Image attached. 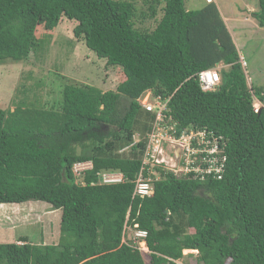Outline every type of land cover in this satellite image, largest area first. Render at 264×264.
<instances>
[{
    "label": "trees",
    "instance_id": "obj_1",
    "mask_svg": "<svg viewBox=\"0 0 264 264\" xmlns=\"http://www.w3.org/2000/svg\"><path fill=\"white\" fill-rule=\"evenodd\" d=\"M142 2L140 12L134 0H0V64L28 61L37 28L52 31L65 17L76 22L73 36L124 76L115 90L65 84L57 107H0V205L37 200L61 211L57 243L0 242V264H180L188 249L197 251L193 264H264V85L247 82L213 1L197 10L184 0ZM257 5L264 27V0ZM146 18L152 28L136 25ZM219 63L220 83L202 90L198 72ZM148 90L167 100L175 137L217 136L220 177L157 166L153 193L133 194L155 119L140 104ZM82 161L91 167L76 175ZM104 172L123 180L103 183ZM135 225L148 251L126 234Z\"/></svg>",
    "mask_w": 264,
    "mask_h": 264
},
{
    "label": "rangeland",
    "instance_id": "obj_2",
    "mask_svg": "<svg viewBox=\"0 0 264 264\" xmlns=\"http://www.w3.org/2000/svg\"><path fill=\"white\" fill-rule=\"evenodd\" d=\"M134 1L140 12L147 10L148 2ZM207 1L216 4L246 62L244 68L250 78L248 82L263 86L264 27L258 24L254 15L258 0H184V6L188 10H197ZM160 7L157 6V17L161 14ZM75 24L74 20L64 17L52 31L38 27L35 33L39 47L31 53L28 61L0 64L1 108L12 110L20 102L45 108L57 107L60 91L69 83L95 86L102 91L115 90L124 79L121 69L106 64L105 59L97 57L84 41L76 39L72 34ZM136 25L152 28L155 20H137ZM221 68L226 66L219 63L215 67L218 72ZM123 104L125 100L121 101V106ZM165 160L168 167L176 163L169 153ZM60 215V209H54L44 201L3 203L0 205V242H17L25 236L33 243H57ZM126 234L132 236L133 233L127 229ZM188 254L196 252L183 250V257L177 262H188ZM188 264H193V260Z\"/></svg>",
    "mask_w": 264,
    "mask_h": 264
},
{
    "label": "built area",
    "instance_id": "obj_3",
    "mask_svg": "<svg viewBox=\"0 0 264 264\" xmlns=\"http://www.w3.org/2000/svg\"><path fill=\"white\" fill-rule=\"evenodd\" d=\"M243 67L246 62L240 56ZM247 82L250 80L245 70ZM198 80L202 90H213L220 83V74L217 69H203L198 72ZM249 83V82H248ZM140 104L147 111L155 114L151 130L147 133L146 144L142 156V164L134 181L133 194L140 197L149 196L153 193L152 175L159 178L157 166L171 170L176 176L191 174L195 179H204L206 174L214 173L220 177L223 169L225 156L221 154L218 145V138L206 130H189L180 136H174V123L166 116L167 100L154 96L150 90L146 91L140 99ZM260 107V101L255 99L254 111ZM136 140V139H135ZM173 143V144H172ZM172 147L171 151L170 148ZM171 154L176 159L174 166H166L165 157ZM167 164V163H166ZM168 165V164H167ZM91 167V162L82 161L74 164V173L81 174V171ZM103 183H114L123 180L120 172H104ZM132 241L137 243V248L148 251L144 238L147 232L138 229L137 225L131 230ZM124 241V239H123ZM197 252L196 250H191Z\"/></svg>",
    "mask_w": 264,
    "mask_h": 264
},
{
    "label": "clouds",
    "instance_id": "obj_4",
    "mask_svg": "<svg viewBox=\"0 0 264 264\" xmlns=\"http://www.w3.org/2000/svg\"><path fill=\"white\" fill-rule=\"evenodd\" d=\"M255 102V101H254Z\"/></svg>",
    "mask_w": 264,
    "mask_h": 264
},
{
    "label": "crops",
    "instance_id": "obj_5",
    "mask_svg": "<svg viewBox=\"0 0 264 264\" xmlns=\"http://www.w3.org/2000/svg\"><path fill=\"white\" fill-rule=\"evenodd\" d=\"M224 20V19H223Z\"/></svg>",
    "mask_w": 264,
    "mask_h": 264
}]
</instances>
